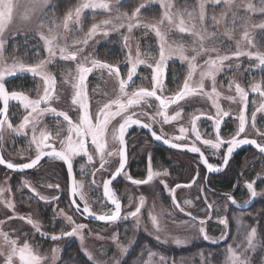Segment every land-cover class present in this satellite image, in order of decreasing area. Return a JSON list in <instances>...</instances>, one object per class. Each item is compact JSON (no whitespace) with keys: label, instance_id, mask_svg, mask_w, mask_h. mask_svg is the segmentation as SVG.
<instances>
[{"label":"snow or ice","instance_id":"snow-or-ice-1","mask_svg":"<svg viewBox=\"0 0 264 264\" xmlns=\"http://www.w3.org/2000/svg\"><path fill=\"white\" fill-rule=\"evenodd\" d=\"M120 3L121 0H76V3L64 12L62 16H57L56 11L58 8L55 0H0V103H2V107H0V117H2L0 119V139L3 138L2 132L5 126L17 135H27L26 129L30 126L32 132L30 142L35 145L36 151L35 157L28 163L16 164L6 161L0 156V164H6L9 169H31L38 165L42 157L47 156L65 162L71 175L75 157L87 156V161L91 164L94 154H98L100 169L93 171L92 175L95 176L96 171H107L106 164L109 162L107 158L119 157L118 167L110 172L109 179L103 180V195L114 206L108 212L97 215L92 210L83 193L78 192L79 189L83 188L82 182L74 180L71 192L73 195L79 194L80 199L84 201L83 213L109 223L131 218L135 220L134 228L139 229L142 224L141 209L145 204L144 197L141 196L139 198V204L133 211L122 215L120 198L110 187L112 182L120 175L126 176L128 180L136 185L149 183L161 175V173L153 171L151 165H149L146 180H133L125 172L127 162L125 135L128 128L133 124H137L151 131L152 124L159 123L155 119L151 123H142L140 119L134 118L137 115L135 112L130 114V109L133 107L141 103L151 107L149 102L154 98L159 101L158 111L155 115L162 116L163 123L167 124L171 120H177L181 116L182 111L181 109V111H177L173 116L169 117L166 110L170 104L186 101V98L189 97H207L216 108L215 115L208 117L212 121L215 135L214 138L203 139L202 144L212 150L211 154L216 155L221 153L222 149H226L222 152L221 157L224 165L229 163L234 151L243 144L254 145L261 154H264V143H258L256 139H249L246 133V125L248 124L246 109L249 103L248 91L257 93L264 99V80L251 83L246 90L234 78L229 79L228 89L230 91L234 89V95H227L223 98L242 105L236 117L238 120L237 130L230 139H224L220 135L221 125L225 123V117L230 116V112L221 108L219 99L222 93L217 90L218 74L226 69H232L233 67L238 69L240 67L239 63H231L234 60L239 61L241 58L246 57L250 62L254 61V63L250 64V67L258 68L261 72H264V50L257 46L259 41L255 40L253 31L259 30L260 35L264 36V21L251 23V16L240 17L237 15L241 8L246 13L264 15V0H259L258 6L252 0H242L239 5L237 0H194L192 5L186 3L182 8H177L174 0H142V3L131 12L121 11ZM153 3L159 4L162 10L160 18L153 22L142 21V9H146ZM221 4H223L225 10L219 16L213 14L209 17L208 7L212 6L215 8ZM86 11H90L93 14V19L95 15L101 12L105 13L107 18L91 24L85 32ZM229 13H231L230 20ZM34 20L39 21L35 26H33ZM209 20L215 30H209L206 26ZM238 22L243 25V31L240 38L236 40L235 50L230 49V54H221L219 45H222L223 41L220 40V37L225 36L232 39ZM229 24H231V27H229ZM221 25L224 26L223 32L219 31ZM140 27L151 30L154 33L158 44V57H151L149 52H141L139 44L136 45L135 55L133 56L129 44L130 37L125 35L123 37L124 47L129 50L127 61L130 65L126 79L121 77L120 68L115 64L106 63L90 55H84L85 48L89 45V42L95 40L97 36L107 37L110 32H120L121 29H126L128 33H131L134 29ZM18 33L38 37L39 41L43 42L42 50L47 53V56L41 58L40 52H36L34 53L35 59L32 62H28L31 59L28 57H13L12 62L8 63V58L4 55L6 37L9 34L15 35ZM75 33H80L81 35L78 38H73L71 45H69L66 41L69 35H74ZM172 35H179L181 39L179 41L171 40L170 37ZM185 36L190 39V43L184 42ZM61 41H65V43L61 44ZM217 41H219V45L216 43ZM57 56L61 61L76 62L74 82L72 83L74 90L72 104L77 106V119L75 122L68 112L57 111V109L50 106L41 107V105H49L54 99L53 93L55 91L56 78L47 69L56 60ZM173 57H179L181 62L188 64V73L182 86L177 85V92L171 97H165V70L168 66V61ZM202 57L207 58L204 59V63L201 66L197 61ZM89 64L90 66H88ZM142 64L152 69L150 77L151 88L141 86L131 92L127 91L134 83L133 77L137 74V68ZM197 68H200L199 80L194 83L192 77ZM94 70H107L109 74L113 75L118 81V94L115 99L109 100L102 106H98L95 111H91L86 81L88 75ZM17 73H30L33 78H40L44 85L43 94L39 95L38 92L37 98L32 99L24 92L9 91L5 86L6 77L15 76ZM206 81L210 82V91L205 90ZM55 98L58 99V97ZM11 101L19 102L23 109L27 111V115L15 126L8 119ZM253 104L255 105V101H253ZM113 108H115V111L112 110ZM257 112L264 113V103H260L251 114V127L253 129L256 128ZM45 113L54 114L58 120L62 118L64 122V124L58 123V130L54 134L55 137H60L59 150L55 146L45 143L53 137L51 131L42 129L37 135L39 118ZM199 120L200 115L190 116L191 133L194 134L191 146L183 142L189 134V129L184 126L180 127L181 135L175 137V143H173L172 139H165L163 134L158 135L156 131H151V135L156 140H164V143L170 144L173 148H187L192 153H199V158L207 166V170L209 172H218L221 170L220 166L209 163L204 152L197 146V142L201 141V133L197 127V121ZM242 134H244L243 138H241ZM259 134L264 137V132ZM46 148H51V151H45ZM85 171L82 165L81 174H84ZM92 183L95 185V180ZM161 183L164 184V187H168L163 180H161ZM254 183H246L250 197L254 198L264 195V192L256 191ZM25 185H27V182H25ZM48 187L59 188V185H48ZM175 187H191V185L182 186L178 184ZM4 191L6 189L0 188V193ZM32 191L35 192V189L33 188ZM169 191L172 194L173 206L179 212L185 213V207L176 201L175 189H170ZM36 195L40 200L50 202L48 197L40 196L39 193H36ZM226 196L232 204H237L231 194H226ZM51 199L55 200L57 198L52 197ZM71 203L76 205V211H81L80 205L75 200L71 201ZM244 203L247 204L248 202L245 201ZM183 204L191 207L193 202L186 199ZM6 206L14 211V204L11 202H7ZM205 211L206 219H199L191 212H188L187 215L190 219L183 221L182 224L195 229L204 240L217 243L218 239H224L228 236L229 218L227 216L217 217L218 223L224 226L225 231L221 237L213 238L207 234L204 225L207 219L211 218L212 212H219L220 209L214 208L213 204H207ZM58 215L63 216L72 227L69 231H62L59 236L52 234L50 239L57 241L64 237L79 236L83 247L84 236L82 235V230L86 226L76 224L73 217L66 215L63 210ZM148 218L153 229L149 234L154 235L158 242L163 244L172 243L177 246L189 243V237L187 236L168 234L166 229L161 226L158 215L153 211L149 210ZM8 219H20L30 224L36 232L41 230L39 222L33 220L31 216L14 215L8 217ZM3 223L4 221H0V225ZM145 230L147 231V229ZM237 233L243 234L245 238L235 247L233 245L226 247L223 264H252L249 253L255 252L258 247L264 248V244L259 242L257 227H251L248 230V226L243 223L242 218L237 217ZM112 239L120 249L121 255L127 254L129 247L134 243V241H129V246H124L119 243L117 236L114 235ZM83 250L88 258L93 261V264H102V262L96 261L92 253L86 248ZM57 252L58 249L54 248L51 258L41 256L39 251L28 240L21 244L18 238H11L9 233L4 232L0 228V257H3V264H47L49 259H51V264H56L59 258L56 255ZM157 256H159V259L154 260V257ZM103 264H107V262H103ZM116 264H120V262L117 261ZM144 264H167V260L164 256L149 251L148 260ZM205 264H207V261H205ZM261 264H264V259H262Z\"/></svg>","mask_w":264,"mask_h":264},{"label":"rangeland","instance_id":"rangeland-1","mask_svg":"<svg viewBox=\"0 0 264 264\" xmlns=\"http://www.w3.org/2000/svg\"><path fill=\"white\" fill-rule=\"evenodd\" d=\"M55 2L58 8L56 15L62 16L64 12L76 3V0H55ZM193 2L194 0H174L177 8H182L186 3L192 5ZM252 2L257 4V6L259 5V0H252ZM140 3H142V0H121L119 7L121 11L131 12L139 6ZM240 3H242V0H237V4L239 5ZM224 10V6L221 4L217 5L215 8L209 6L207 11L210 17L213 14L219 16ZM161 13L162 10L159 4L153 3L146 9H142L141 19L144 22H153L160 18ZM237 15L240 17L251 16V23L264 21V15L259 13H246L242 8L237 12ZM86 16L87 21L84 26L85 32L91 24L98 23L107 18V15L102 12L95 15L94 19L90 11H86ZM230 19L231 13H229V20ZM38 22V20H34L33 26ZM206 26L209 30H215L210 20ZM229 27H231V24H229ZM219 31H224L223 25L220 26ZM242 31L243 25L238 22L232 39L225 36L220 37L223 44L219 45V41L216 43L220 46L221 54H230V49L235 50L236 40L240 38ZM253 31L255 40L259 41L257 46L260 47L261 50H264V36L260 35L259 30ZM80 35V33L69 35L66 42L71 45L72 39L78 38ZM125 35L130 37L129 44L133 56L135 55L136 45L139 44L141 52H149L151 57H158L156 37L151 30H146L143 27L134 29L131 33H128L126 29H121L120 32H110L107 37L97 36L95 40L89 42V45L85 48L84 55L110 61L123 70V78L126 79L127 70L130 65L127 61L129 50L124 47L123 37ZM170 39L179 41L181 37L179 35H172ZM184 42L190 43V39L185 36ZM63 43H65V41H61V44ZM42 44L43 42L39 41L38 37L35 35L26 36L20 33L15 35L9 34L6 37L4 55L8 58V63L12 62L13 57H28L31 58L28 62H32L35 59L34 53L36 52H40L41 58L47 56V53L42 50ZM206 58L207 57L199 58L197 63L202 66ZM75 63L76 62L61 61L57 56L56 60L48 66L47 71L56 78V86L53 93L54 99L49 105H41V107L50 106L57 109V111L68 112V114L76 120L77 106H73L72 104V97L74 94L72 83L74 82ZM231 63H239L240 67L238 69L235 67L226 69L224 72L218 74L217 90L222 93L219 99L221 108L230 112V116L225 117V124H230L232 128H229L227 131H229L230 134H234L238 127V120L236 117L242 105L238 102L223 98L227 95H234V89L232 91L228 89V81L234 78L247 90L251 83L264 80V72H261L258 68L250 67V64L254 63V61L250 62L246 57L241 58L239 61L234 60ZM88 66H90V64ZM199 72L200 68H197L192 77L194 83L199 80ZM151 73L152 69L143 64L139 65L137 74L133 77L135 84L128 88L127 91L131 92L141 86L151 88ZM187 73L188 64L186 62H181L179 57H173L168 61L164 76L165 97H171L177 92V85L179 84L182 86ZM20 75L22 76L17 78L18 82L19 79H22L24 82L28 80L27 85H23L20 89L14 88V85L9 91L24 92L32 99L37 98L38 92L39 95L43 94L44 85L40 78H33L30 73H17L15 76L17 77ZM12 77H6V80ZM86 84L91 111H95L98 106H102L109 100L115 99L118 94V81L113 75L109 74L107 70H94L88 75ZM205 84V90L210 91V82L206 81ZM55 97H58V99ZM248 100L249 103L246 109V116L248 119L246 133L249 136L257 138L261 143H264V137L259 134L260 132H264V113L257 112L256 128L253 129L251 127V114L260 103H264V99L257 93H253L249 90ZM253 101H255V105ZM149 103L151 107L144 103L133 107L130 109V114L135 112L137 114L136 116L145 118L149 123H151L153 119L159 121V123H153L152 125L160 133L172 140H175V137L181 135V126L188 128L189 134L185 137L183 142L193 141L194 134L191 133V126L189 123L190 116L200 115V120L197 121V127L201 133V138H214L215 129L212 125V121L209 120L208 117L215 115L216 108L207 97H189L186 98V101H179L177 104L170 105L166 110L169 117L173 116L175 112L181 111V109L182 111L181 116L177 120H171L167 124L163 123L162 116L155 115L158 111V105L154 99L150 100ZM112 110L115 111V108ZM25 115H27V111L23 109L19 102H10L8 119L14 126L18 125ZM58 123L64 124L62 118L58 120L54 114L45 113L39 118L37 135H39V131L42 129L51 131L53 137L46 142H54L57 146H60V137H55L54 135L58 130ZM134 126L135 125H131L126 133L129 153L128 158L129 162H131L130 171L134 169L136 165H143V168L148 172L149 165H151L153 171L159 172L161 175L153 181L142 185L133 184L128 181L124 175H121V178L115 181L111 188L123 204L122 215H126L127 212L133 211L139 204V198L141 196L144 197L145 204L141 209L142 224L139 229L134 228L135 220L131 218L128 220L121 219L114 223H103L100 221L91 222L84 215L76 211L68 198L67 177L63 164L60 160L49 157L36 167L21 172L11 171L0 165V188L6 189V191L0 193V221H4V223L0 225V228H2L4 232L9 233L11 238H18L21 244L25 240H28V242L39 251L41 256H48L49 258H51L54 248L58 249L56 255L60 258L65 246L70 241L74 240L89 261L93 263L85 254L83 250L85 248L92 253L96 261H100L102 264L103 262H107V264H116L117 261L121 264L124 260H129L128 264H144V262L148 260L149 251L164 256L168 261L170 258L163 248L182 249L190 245L196 246V244H202L203 242L206 244H213V248L216 250H223L218 263L223 264L226 247L228 245H233L235 247L245 238L243 234L237 233V217L242 218L243 223L248 226V230H250L251 227H257L258 238L261 243L258 217H260L259 215H261L264 210V195L255 197L254 202L246 208L239 209L235 207L231 201H228L225 193L219 192L216 187H213L211 184H209V187L205 186L201 176L199 177L200 180L193 186L175 187V189L174 185L176 182L187 181L191 178L193 173L201 171L198 165L192 163L194 158L192 159L191 155L184 153L166 155L165 159L169 161L170 164L165 165L161 162L163 160L160 159V157L157 158L153 155L154 149L152 141L142 131L140 132L138 129H134ZM131 129L135 131H130ZM26 131L28 133L27 135H17L8 130L5 126L2 132L3 138L0 139V149L7 161L22 163L31 159V157L36 154L35 145L30 142L32 136L31 127L29 126ZM224 135L227 137L229 134ZM221 137H223V135H221ZM73 139H75V137H73ZM107 159L109 161L106 164L107 171H96L95 176L92 175L93 171L100 169L98 154H94L91 164L88 163L87 156H77L73 160L75 164L76 181L83 183V188L79 189L78 192L83 193L91 208L96 209L98 213H105L112 209L101 196V186L104 177L111 171H114L118 166L119 157ZM82 165L86 170L84 174H81ZM231 170L236 172L232 178L234 182L231 188L234 192L233 195L236 193L234 190L239 188L238 196H234L237 203L243 205L245 201L248 202L250 193L246 188L247 182H255L254 187L256 191L264 192L263 156L259 155L254 150H249V152L242 157V161L237 165L236 169L234 162L230 163L226 171L229 172ZM125 172L127 174L129 173L128 170ZM93 180H95V185L92 183ZM161 180L167 184V188L164 187ZM25 182H27V185H25ZM48 185H59V188H49ZM33 188L40 196L48 197L50 202L40 200L32 191ZM173 188L175 189L177 202L185 207V213L179 212V210L173 206L172 195L169 191ZM201 189H203V191H201ZM78 196L80 198L79 194ZM240 196L243 197L239 198ZM52 197H56L57 199L52 200ZM186 199L193 202L191 207L183 204V201ZM7 202L14 204V211L6 206ZM207 204H213L214 208L220 209L219 212L214 211L212 218L204 225L210 237L219 238L225 231L224 226L218 223L217 217L227 216L229 218V226L227 228L228 236L224 239H218L217 243L204 240L195 229L182 224L183 221L190 219L187 215L188 212H191L199 219L206 218L205 210ZM61 210H63L66 215L72 216L76 224L86 226L82 230V235L84 236L83 247L79 236L64 237L57 241L50 239L52 234L59 236L62 231H69L72 227L63 216L58 215ZM149 210L158 215L161 226L166 229L168 234L187 236L189 237V243L177 246L172 243L163 244L158 242L154 235L149 234L153 231L148 218ZM14 215L24 217L31 216L33 220L39 222L41 226L40 232H36L32 226L25 223V221L20 219H8V217ZM145 229H147V231ZM114 235L118 237L119 243L124 246H129V241H134L129 247L127 254L121 255L120 249L112 239ZM145 251L147 252L146 254L144 253ZM249 255L251 256L252 264H261L262 259H264V248L258 247L255 252H251ZM158 259L159 256L154 257V260ZM191 259L192 257H189V255H180L176 257L175 262L179 264H191ZM0 264H3V257H0ZM47 264H51V259L47 261Z\"/></svg>","mask_w":264,"mask_h":264},{"label":"flooded vegetation","instance_id":"flooded-vegetation-1","mask_svg":"<svg viewBox=\"0 0 264 264\" xmlns=\"http://www.w3.org/2000/svg\"><path fill=\"white\" fill-rule=\"evenodd\" d=\"M100 60H102V59H100ZM102 61H104V62H106V63H110V64H112L110 61H107V60H102ZM120 72H121V77L123 78V74H124V72H123V70L120 68ZM8 80V79H7ZM6 80V81H7ZM134 84L135 83H133L131 86H134ZM6 87H7V89L9 90V88H8V86H7V83H6ZM154 99V98H153ZM154 101L157 103V105H159V101H156L155 99H154ZM170 105H172V104H170ZM169 105V106H170ZM75 113V112H74ZM72 117V116H71ZM136 118H138V119H140V120H143L145 123H149L145 118H143V117H140V116H135ZM73 119V121L75 122L76 120L74 119V118H72ZM229 123V122H228ZM133 125H135L134 127V129H138L140 132L142 131L151 141H152V143H153V151H154V153H153V155L155 156L156 154V150H157V147H161V148H163L164 150H163V158L161 157V156H159V155H156L155 157H157V158H159L160 157V159H162L163 161H161V162H163L165 165L166 164H170L169 163V161H167L166 159H165V157H166V155H171V154H175V153H184V154H187V155H191L192 156V159L194 158V161L192 162V163H195L196 165H198L199 166V169H201V171L199 172V171H196L195 173H193L192 174V176H191V178L189 179V180H187V181H178V182H176L175 183V185H174V188H175V186L176 185H182V186H185V185H191V186H193L196 182H198L199 180H200V176H201V178H202V180H203V184L205 185V186H208L209 187V184H211L213 187H216V189L219 191V192H221V193H225V194H231L232 196H233V198H235L234 196H238L237 194V191L236 190H234L236 193L233 195V189L232 190H230V191H223V190H220V189H218V185H217V183H215L214 182V180H213V177L215 176V175H218V174H220V173H222V172H224V171H226L227 170V168L229 167V165H230V163H232V159H233V157H234V155H236L240 150H242V149H244V148H251L252 150H254L256 153H258L259 155H261V156H263L264 157V155L263 154H261L260 152H258L255 148H253L252 146H250V145H247V144H243L242 146H240V148H238L237 150H235L234 151V153H233V155H232V157L229 159V163L227 164V165H223V162H222V152L224 151V150H226V149H222L221 150V153H218V154H216V155H212L211 154V152H212V150L211 149H208V148H206L203 144H202V141H203V139L201 138V141L200 142H197V146L198 147H200L201 148V151L202 152H204V154H205V157L208 159V161H209V163H211V164H213V165H219L220 166V171H218V172H209L208 170H207V166L206 165H204L203 164V162L200 160V158H199V153H192V152H190L188 149H184V150H179V149H175V148H170V147H167V146H164V145H162V144H160V143H158L157 141H155L147 132H146V130L143 128V127H141L140 125H137V124H133ZM227 127V128H226ZM229 128H232V126L230 125V124H225V123H223L222 124V126H221V135H223V137L222 138H224V139H230V137H232V135L233 134H230V132L229 131H227ZM152 129L154 130V131H156L157 132V134L158 135H161L162 133H160L153 125H152ZM130 131H135V130H133V129H131ZM205 133V132H204ZM224 134H229V135H227V137H225V135ZM164 135V134H163ZM249 138H252V139H256L257 140V142L258 143H261L257 138H254V137H252V136H249V135H247ZM164 138L165 139H170V138H168V137H166L165 135H164ZM241 138H243V134H242V136H241ZM125 139H126V145H127V162H126V165H125V171L126 170H128L129 171V173H128V175H130L131 177H132V179L133 180H146L147 179V172H146V169H144L143 167V165H136L135 166V168L134 169H131V171H130V164H131V162H129V158H128V156H129V153H128V144H127V137H126V135H125ZM173 142H176V140H172ZM46 144H49V143H51V144H53V146H55L57 149H59L60 148V146H57L56 145V143H54V142H45ZM185 143H187V144H189V145H191V143L192 142H185ZM47 149H49V148H46L45 150H47ZM1 150V149H0ZM249 151V150H248ZM2 152V151H1ZM3 155V157L5 158V156H4V154H2ZM36 155V154H35ZM34 155V156H35ZM33 157V156H32ZM31 157V158H32ZM47 158V156H45L43 159H41V161L38 163V164H40L43 160H45ZM61 161V160H60ZM62 162V164H63V167H64V169H65V171H66V168H65V165H64V163H63V161H61ZM74 161H73V174H74V177H75V181H76V172H75V167H74ZM36 167V166H35ZM118 167V166H117ZM34 168V167H33ZM32 169V168H31ZM27 170H30V169H27ZM12 171V170H11ZM25 171V170H24ZM110 174V173H109ZM106 175L105 177H104V179L105 178H107V177H109L110 175ZM66 177H67V171H66ZM121 178V175L120 176H118L113 182H112V184L110 185V187H113V185H114V183H115V181H117V180H119ZM125 178H126V176H125ZM103 179V180H104ZM127 179V178H126ZM128 180V179H127ZM128 181H130V180H128ZM195 181V182H194ZM210 181V182H209ZM131 182V181H130ZM103 183V182H102ZM233 180H232V185L231 186H233ZM142 185V184H141ZM173 188V189H174ZM235 188V187H234ZM176 189V188H175ZM36 193H38L36 190H35V192H34V194L36 195ZM67 193H68V177H67ZM172 195V194H171ZM101 196H102V198L104 199V197H103V194H102V186H101ZM243 196H240L239 198H242ZM68 198H69V194H68ZM105 200V199H104ZM254 200H255V197L254 198H252V197H250L249 196V199H248V203L247 204H251L252 202H254ZM69 201H70V198H69ZM75 201L79 204V205H82V204H84V202L79 198V196H78V194L77 195H75ZM176 201H177V199H176ZM105 202H107L106 200H105ZM70 203H71V201H70ZM108 203V202H107ZM72 204V203H71ZM109 204V203H108ZM247 204H243V205H241V204H239V203H237V205H240V206H244V205H247ZM111 207H112V205L111 204H109ZM234 206H235V204H233ZM73 206V205H72ZM121 206L123 207V204H122V202H121ZM236 207V206H235ZM113 208V207H112ZM238 208V207H237ZM239 209H241V208H239ZM75 210H76V208H75ZM92 210L93 211H95V212H97L96 211V209H94V208H92ZM80 214H82V215H84L85 216V214L83 213V212H81V211H78ZM102 214V213H101ZM214 215V211L212 212V214H211V218H212V216ZM86 217V216H85ZM204 219H206V218H204ZM209 219H207V221H208ZM91 222H94L95 220H90ZM103 223H105V222H103ZM211 226V225H210ZM211 228V227H210ZM207 229H209V228H207ZM208 234V233H207Z\"/></svg>","mask_w":264,"mask_h":264},{"label":"trees","instance_id":"trees-1","mask_svg":"<svg viewBox=\"0 0 264 264\" xmlns=\"http://www.w3.org/2000/svg\"><path fill=\"white\" fill-rule=\"evenodd\" d=\"M15 76L6 81L7 86L10 90L11 87L14 88H22L23 85H27V81L25 82L22 79H19ZM163 148L157 147L156 155H159L163 158ZM248 150H252L251 148H244L240 150L236 155H234L232 162H234L235 169L237 165L242 161V157L245 156ZM155 155V156H156ZM236 174L234 170L231 171H224L218 175H215L213 177V180L215 183H217V187L220 190L223 191H230L232 185V178ZM238 193L239 188L235 189ZM258 217V226H259V236L261 239V244H264V210L262 211L261 215ZM164 251L167 252V255L169 256L170 260L167 261V264H179L176 261V257L180 255H189L192 259L190 260L191 264H205V261H207V264H218L220 260V256L222 255L223 250H216L213 248V244L205 243L202 244H196L190 245L182 249H175V248H163ZM147 253L146 251L144 252ZM203 253V255H201ZM211 254V255H210ZM129 260H124L121 264H128ZM56 264H93L91 261H89L85 255L82 253L81 249L79 248L78 244L72 240L70 241L65 248L63 249V252L60 256V258L56 261Z\"/></svg>","mask_w":264,"mask_h":264},{"label":"water","instance_id":"water-1","mask_svg":"<svg viewBox=\"0 0 264 264\" xmlns=\"http://www.w3.org/2000/svg\"><path fill=\"white\" fill-rule=\"evenodd\" d=\"M6 86V85H5ZM7 88V87H6ZM0 107H2V103L0 104ZM134 118H136V117H134ZM0 119H2V117H0ZM136 119H138V118H136ZM142 121V123H145L143 120H141ZM141 126V125H140ZM142 127V126H141ZM144 128V127H143ZM145 130H146V132L155 140V141H157L158 143H160V144H162V145H164V146H167V147H170V148H173V147H171V145L170 144H166V143H164V140H156L152 135H151V131H154L153 129H151V131L149 130V129H147V128H144ZM249 138V137H248ZM249 139H252V138H249ZM173 143H175V142H173ZM50 145H53V144H51V143H49ZM189 145V144H188ZM189 146H191V145H189ZM250 146H252L253 148H255V146L254 145H250ZM126 147H127V145H126ZM175 149H177V148H175ZM184 149H187V148H184ZM184 149H179V150H184ZM256 149V148H255ZM57 150H59V149H57ZM258 152H259V150L258 149H256ZM45 151H51V148H49V149H47V150H45ZM264 155V154H263ZM0 156H2L3 157V155H2V152H1V150H0ZM35 156H33L32 158H34ZM4 158V157H3ZM31 158V159H32ZM44 157H42V159H43ZM5 159V158H4ZM31 159H29V160H27V161H25V162H22V163H16V164H23V163H28V162H30V160ZM6 160V159H5ZM7 161V160H6ZM64 163V165H65V168H66V171H67V177H68V194H69V198H70V201H73V200H75V195H73L72 194V192H71V187H72V185H73V181L75 180V177H74V174H73V171H72V174L70 175L69 174V172H68V167H67V164L65 163V162H63ZM1 166H3V167H5V168H7V169H9L8 167H7V165L6 164H0ZM224 165V164H223ZM9 170H12V171H15V172H21V171H24V170H27V169H9ZM110 178V176L109 177H107V178H105V179H109ZM102 194H103V183H102ZM103 197H104V195H103ZM104 199L106 200V198L104 197ZM107 201V200H106ZM109 204H111V202L110 201H107ZM77 203V202H76ZM78 204V203H77ZM72 205H73V207L74 208H76V205L75 204H73L72 203ZM112 205V204H111ZM249 204H247V205H244V206H240V205H237V204H235V206L236 207H238V208H241V209H243V208H246L247 206H248ZM112 207H114L113 205H112ZM80 208H81V212H82V209H83V204L82 205H80ZM95 212V211H94ZM97 213V215H99V214H101V213H98V212H96ZM85 214V216H86V218L87 219H89V220H95V221H100V222H106V221H102V220H98V219H96L94 216H92V215H89V214H86V213H84Z\"/></svg>","mask_w":264,"mask_h":264}]
</instances>
